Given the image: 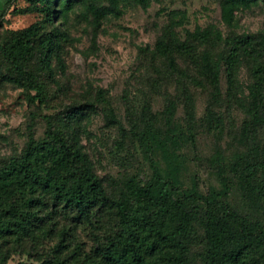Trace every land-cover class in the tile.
Segmentation results:
<instances>
[{
	"label": "rangeland",
	"instance_id": "374dc122",
	"mask_svg": "<svg viewBox=\"0 0 264 264\" xmlns=\"http://www.w3.org/2000/svg\"><path fill=\"white\" fill-rule=\"evenodd\" d=\"M64 1L52 0L50 21L45 0H0L2 41L40 22L42 35L58 34L61 42L52 52L49 67L41 64L39 52L32 59V69L45 90L43 101L30 100L37 95L36 89L7 78L8 66L0 57V167L21 155L31 131L43 140L53 125L88 153L112 194L119 195L131 181L149 182L159 170L169 179L174 177L181 196L194 194L201 202L215 198L246 209L231 165L251 142V135L246 137L243 131L249 119L246 103L264 75L260 68L264 59L255 53L262 48L260 37L251 54L242 42L247 36L264 35V0L237 10L232 25L223 20L222 0H148L147 4L120 0L117 8L112 0L76 1L70 6ZM90 4L110 11L96 19ZM208 28L213 31L209 41L193 38ZM161 40L192 41L196 48L191 53L174 52L178 68L173 70L159 52ZM205 50L221 62L218 90L200 71ZM261 82L264 87V76ZM172 100L176 103L169 126L165 114ZM190 101L196 116L194 135L188 123ZM90 103L94 109L69 117L71 109ZM108 108L129 129L150 111L159 118L162 136L155 145H142L132 136L123 140L118 129L106 122ZM168 129L173 140L163 133ZM256 132L252 134H258L264 144V126ZM51 205L40 214L52 218L38 223L33 234L0 237L4 264H82L71 258L75 253L82 259L90 256L87 264L101 260L97 249L108 242L116 219L105 214L97 226L78 223L74 214ZM191 240L190 252L200 263L203 246L198 227Z\"/></svg>",
	"mask_w": 264,
	"mask_h": 264
},
{
	"label": "trees",
	"instance_id": "16d2710c",
	"mask_svg": "<svg viewBox=\"0 0 264 264\" xmlns=\"http://www.w3.org/2000/svg\"><path fill=\"white\" fill-rule=\"evenodd\" d=\"M76 1L84 0L64 3L70 6ZM119 1L112 0V4L117 8ZM136 1L147 4L148 0ZM256 1L222 0L223 20L232 25L236 11L251 7ZM45 6L46 19L53 21L54 2L45 0ZM89 8L96 19L110 11L95 4ZM41 30V23L36 22L16 31L7 42L1 40L0 33V57L7 63V78L20 86L36 89L37 95L30 96L35 102L44 100L45 90L32 69L34 54L39 52L41 64L49 67L52 52L61 46L58 34L42 35ZM212 35L213 31L208 28L197 31L193 38L209 41ZM258 37L262 48L254 51L264 59V35L247 36L242 46L251 54L252 48L258 45ZM195 48L192 41L158 43L159 52L168 58V66L173 70L178 68L174 52L191 53ZM234 60L230 63L232 68ZM260 68L264 73V66ZM220 70L221 62L205 50L200 71L217 90ZM263 76L252 87L251 98L246 103L249 119L244 122L243 131L246 137L251 135V142L246 143L242 154L231 165L246 209L231 207L215 198L201 202L194 194L181 196L174 177L169 179L159 170L149 182L131 181L119 195L112 194L95 172L88 153L51 125L43 140L36 139L31 131L21 155L0 167V237L33 234L38 223H48L47 217L52 218L40 214L52 203L54 209L74 214L78 223H103L105 214L116 219L109 228L108 242L97 249L101 260L88 264H264V144L259 142L258 134H252L264 126ZM175 103L170 101L165 114V123L169 126ZM94 108L93 103L76 107L70 110L69 117L73 119ZM144 114L129 129L114 109H105L107 124L116 127L123 140L132 136L142 145H155L162 136L157 126L159 118L150 111ZM188 123L194 135L196 116L191 101ZM163 133L168 140H173L171 129ZM178 157L174 153L176 161ZM197 227L202 233L200 263L195 262L190 252L191 235ZM64 240L61 247L65 246ZM71 258L86 264V260H92L90 256L82 259L76 253ZM65 262L59 261V264Z\"/></svg>",
	"mask_w": 264,
	"mask_h": 264
}]
</instances>
